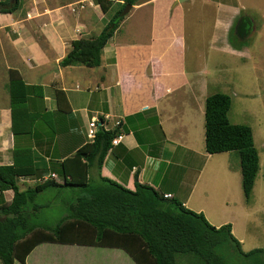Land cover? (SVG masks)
<instances>
[{"label":"crops","instance_id":"obj_1","mask_svg":"<svg viewBox=\"0 0 264 264\" xmlns=\"http://www.w3.org/2000/svg\"><path fill=\"white\" fill-rule=\"evenodd\" d=\"M78 1H83V8L72 11V3ZM193 1L202 0H140L133 4L103 48L101 64L95 67L61 64L73 40L96 36L108 23L94 0H19L13 11L0 12V165L14 163L15 147L32 149L36 171L18 178L21 190L43 182L63 184L60 172L64 164L77 181H99L105 176L132 190L137 182L147 183L210 218L207 202L213 186L202 188L203 198L195 195L207 167L203 159L211 157L207 150L202 151L206 144L203 147L201 142L205 141L206 99L213 93L208 91L211 82L201 64L190 68L186 64L187 50L193 45L185 34V3ZM219 14L216 28L228 40L242 15L239 17L234 8ZM251 22L252 34L257 25ZM235 53L245 54V50L239 47ZM15 75L35 86L28 92V100L21 103L24 108L18 113L17 135L9 89ZM57 91L64 93L59 104ZM104 114L111 115L109 129L122 119L123 136L108 150L101 168L94 163L88 169L85 159L75 153L91 145L89 122ZM53 173L58 178H53ZM50 189H56V195L76 189L72 201L64 198L59 202L64 204L66 216L81 189L56 185L38 196ZM13 196L12 189L0 192V206L11 203ZM46 207L51 209L50 202H34L29 210L32 216L40 215ZM232 233L243 244L234 225ZM82 246L103 247L43 242L25 262L16 260L15 264H82L85 255L96 252H86ZM110 248L117 250L106 252ZM98 252L103 259L112 255L124 264H137L119 247H103Z\"/></svg>","mask_w":264,"mask_h":264},{"label":"trees","instance_id":"obj_2","mask_svg":"<svg viewBox=\"0 0 264 264\" xmlns=\"http://www.w3.org/2000/svg\"><path fill=\"white\" fill-rule=\"evenodd\" d=\"M99 1L103 11L107 12L113 0ZM119 3V9L98 35L71 42L62 65L95 67L101 64L103 48L124 17L117 22L115 19L126 4H135L136 0ZM18 6L19 0H0V12H11ZM34 87L16 75L10 80L15 135L20 133L17 125L18 113L21 114L24 108L21 103L28 100V92ZM63 98L64 93L57 91L58 104ZM231 105L228 94L216 92L207 97L206 150L211 154L238 152L242 187L246 199H249L259 173L260 158L252 128L247 124L231 123L228 116ZM120 133V126L108 130L100 128L91 145L76 151L75 157L85 159L88 169L94 163L101 168L113 140ZM35 171L32 149L28 147H15L14 163L0 165V192L14 191L11 203L0 206L2 264H15L16 260L25 262L31 251L43 242L119 247L137 264H178L181 260H196L198 264H228L218 252V247L230 241L246 256L258 250L244 252L240 240L232 233L230 223L217 227L203 212L189 209L175 197H165V193L150 184L137 182L135 190H132L105 176H101L98 182L89 179L77 181L61 164L63 184L43 182L21 190L18 178ZM56 185L78 187L81 193L70 204L68 214L55 226L33 223L29 209L38 194Z\"/></svg>","mask_w":264,"mask_h":264},{"label":"rangeland","instance_id":"obj_3","mask_svg":"<svg viewBox=\"0 0 264 264\" xmlns=\"http://www.w3.org/2000/svg\"><path fill=\"white\" fill-rule=\"evenodd\" d=\"M94 1L101 6L99 0ZM82 2L72 3L71 6L76 9L83 8ZM119 2L123 0L110 1L107 12L102 9L109 20L119 9ZM185 7L187 12L185 34L188 44L193 45V48L189 45L187 50L186 64L189 68L201 64L211 82L208 89L210 93L221 91L229 94L232 99L229 118L233 123L252 127L260 158L259 173L249 202L242 187L240 157L237 151L228 154L215 153L211 154L208 160L203 159L207 167L202 176L203 181L198 182L195 195L203 198L202 188L207 184L208 187L212 185L207 202L210 217L208 220L216 226L225 221L234 225L235 233L239 238L244 239L241 244V250L244 252L258 249L257 252L246 256L239 252V248L233 242L225 243L218 247V252L224 256L226 262L264 264V0H202L197 4L196 1L185 3ZM231 7L239 12V17L248 15L257 25L256 31L252 34L250 32L247 37H241L233 31L229 39H225L216 28V19L220 17L219 13L224 15L232 9ZM131 10L127 14H130ZM239 47L245 50V54L235 53V49ZM201 144L204 147V138ZM202 151L206 152L205 147ZM94 182L98 181L94 180ZM48 192L35 200L40 204L50 202L51 207V209L46 207L42 213H39L40 215L32 216V222L37 225L55 226L63 217L64 204H61L63 199L72 201V197L77 195L76 189H64L58 195L56 189H50ZM83 248L91 254L94 253L93 251L96 252L94 256L85 255L82 264H124L123 260L118 261L112 255L106 259L98 256L101 255L98 252L99 248L103 247L82 246L81 249ZM114 250L117 249L110 248L106 252ZM178 264L198 263L196 260L188 262L181 260Z\"/></svg>","mask_w":264,"mask_h":264},{"label":"built area","instance_id":"obj_4","mask_svg":"<svg viewBox=\"0 0 264 264\" xmlns=\"http://www.w3.org/2000/svg\"><path fill=\"white\" fill-rule=\"evenodd\" d=\"M72 11H76V8L72 6ZM77 31H81L79 28H77ZM111 115L110 114H104L103 117H92V119L89 122V128H88V137L92 140L95 139L96 133L100 128L109 129L107 126V122L110 121ZM122 121L120 119L116 120L115 127H121ZM123 133L121 132L114 140L113 144H117L120 138H122ZM53 178H58L57 174L53 173L51 174ZM47 178H43L42 181H45ZM165 197L171 198L173 195L171 193H165Z\"/></svg>","mask_w":264,"mask_h":264},{"label":"water","instance_id":"obj_5","mask_svg":"<svg viewBox=\"0 0 264 264\" xmlns=\"http://www.w3.org/2000/svg\"><path fill=\"white\" fill-rule=\"evenodd\" d=\"M179 1L183 2L185 0H179ZM132 7L133 4L131 3L126 4L123 10L118 14L117 18L115 19V22H117L119 19L124 17L131 10ZM251 27H252L251 19L244 16L240 18L239 22L237 23L236 32L239 36L244 37L247 34H249V32L251 31Z\"/></svg>","mask_w":264,"mask_h":264},{"label":"flooded vegetation","instance_id":"obj_6","mask_svg":"<svg viewBox=\"0 0 264 264\" xmlns=\"http://www.w3.org/2000/svg\"><path fill=\"white\" fill-rule=\"evenodd\" d=\"M242 17H244V16H241L240 18H242ZM240 18H239V20H240Z\"/></svg>","mask_w":264,"mask_h":264}]
</instances>
